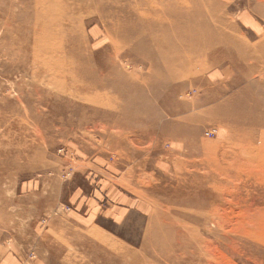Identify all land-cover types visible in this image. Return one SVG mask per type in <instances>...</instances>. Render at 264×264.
Returning <instances> with one entry per match:
<instances>
[{"label":"rangeland","instance_id":"1","mask_svg":"<svg viewBox=\"0 0 264 264\" xmlns=\"http://www.w3.org/2000/svg\"><path fill=\"white\" fill-rule=\"evenodd\" d=\"M218 1L224 5L227 27L222 37L208 39L221 42L220 47L211 45V52L191 50L194 72L177 80L182 86L178 100L199 106L174 114L163 111L150 134L144 126L127 128L76 106L39 104L35 92L30 103L42 110L40 115L23 110L30 105L27 100H22L24 107L15 104L22 115L14 119L9 117L13 106L2 107L0 264H264L263 223L257 236L248 232L225 240L207 231L204 218L208 207L204 192L211 179L223 172L215 158L229 166L227 177L244 197L232 204H215L228 213L232 211L227 208L235 204L232 216L246 220L251 208L264 207L260 199L264 178L258 181L249 171L253 167L238 160L237 145L230 141L233 131L221 121L184 119L213 108L216 101H206L212 96H237L236 115L237 110L246 117L264 114V21L251 20V0ZM172 8L180 9L185 18L186 6L173 2ZM205 19L209 21L208 16ZM97 27L99 34L93 35ZM4 34L0 29V36ZM79 39L84 54L112 49L107 31L95 19L85 21ZM191 42L196 44V40ZM123 59L133 71L140 73L142 66L145 72L142 60L134 61L130 54ZM46 78L43 74L42 81ZM33 88L31 83L26 86L27 91ZM153 96L144 91L135 102L124 99L128 116L140 110L144 99L158 104ZM110 112L113 119L120 118L118 112ZM210 159L213 164L208 163ZM122 197L138 203L134 210L123 217L106 214L113 199ZM254 197L257 204L252 203ZM155 228L171 229L163 252L164 247L153 242ZM193 229L214 241L205 245L201 260L195 261L189 251L176 245L189 240Z\"/></svg>","mask_w":264,"mask_h":264},{"label":"bare ground","instance_id":"2","mask_svg":"<svg viewBox=\"0 0 264 264\" xmlns=\"http://www.w3.org/2000/svg\"><path fill=\"white\" fill-rule=\"evenodd\" d=\"M173 2L186 6L185 18H181L180 9H171ZM223 13L224 5L218 0H0V29L5 33L0 36V110L11 104L14 111H9V117H21V110L15 104L23 106L22 100H27L29 107L23 106L25 109H22L27 113L34 110L40 115L42 110L30 103L35 92L39 104L59 105L61 108L76 106L84 113L91 112L94 117L127 128L144 126V132L150 134L158 126L163 111L174 114L199 106L178 100L182 86L177 80L186 79L194 72L191 50L211 52L214 47L211 45L220 47L221 42L211 43L208 37L223 36L227 27L223 23ZM87 19L103 24L112 40L108 48L112 49L83 53L85 46L79 37ZM97 29L93 35L99 34ZM194 40L196 44L191 42ZM128 54L134 57V61L145 63L144 73L142 66H139L140 73L130 68L131 64L123 59ZM13 71L16 74L12 81ZM163 73L167 76H162ZM43 74L47 75L46 82L42 81ZM3 81L10 88L5 87ZM29 83L34 86L33 91L26 90ZM47 87L50 92L46 91ZM160 87L164 93L158 92ZM144 91L154 95L158 104L155 100L151 103L144 99L140 110L132 117L128 116L124 99L135 102ZM211 100L216 101L213 108L192 113L184 119L221 121L233 131L230 141L237 145L238 160L252 166L250 173L261 180L264 178V114L246 117L237 110L236 115L233 112L239 104L237 96L225 99L212 96L206 101ZM110 111L118 112L120 118L113 119L108 115L112 113ZM254 115H258L255 110ZM208 163L213 164V160ZM214 163L221 166L223 172L211 179L204 192L208 206L204 213L205 228L211 235H219L225 240L247 236L244 233L248 232L257 236L259 223L264 224V207L251 208L246 220H242L230 214L235 212L232 210L235 204L229 206L231 210L227 208L232 211L230 213L215 205L219 202L232 204L237 199L244 200V197L234 181L227 177L229 166H224L217 158ZM238 170L241 174L242 169ZM224 177L225 181H222ZM260 199L264 206V195ZM255 200L258 202L254 197L253 204H257ZM162 229L155 228L152 237L154 243L164 247L167 245L164 239L169 238L171 229ZM212 242L209 236L203 238L193 229L189 240L182 239L176 245L189 251L195 261L201 260L205 245L210 246ZM166 249L164 247L161 251Z\"/></svg>","mask_w":264,"mask_h":264},{"label":"crops","instance_id":"3","mask_svg":"<svg viewBox=\"0 0 264 264\" xmlns=\"http://www.w3.org/2000/svg\"><path fill=\"white\" fill-rule=\"evenodd\" d=\"M251 1L252 2L249 6V13L251 20L253 22L264 21V17H262V13L264 12V10H262V7H264V1H262V3H260L259 0H251ZM137 204L138 203H132V200L126 199L125 197L124 198L122 197V199H118V201L115 200L114 198L113 203L111 207L108 208L109 211H107L106 214L117 215V217H123L126 213H130L132 209L134 210V207H136Z\"/></svg>","mask_w":264,"mask_h":264}]
</instances>
